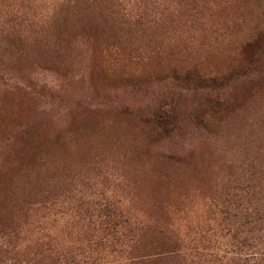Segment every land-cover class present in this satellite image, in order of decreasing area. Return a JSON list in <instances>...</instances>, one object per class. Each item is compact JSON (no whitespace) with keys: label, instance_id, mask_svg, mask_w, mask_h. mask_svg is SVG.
I'll list each match as a JSON object with an SVG mask.
<instances>
[{"label":"rangeland","instance_id":"374dc122","mask_svg":"<svg viewBox=\"0 0 264 264\" xmlns=\"http://www.w3.org/2000/svg\"><path fill=\"white\" fill-rule=\"evenodd\" d=\"M20 2L0 7L1 235L62 226L101 247L108 212L109 260L125 239L144 264L264 251L243 192L264 184V42L243 53L264 0H149L132 20L119 5L51 15L56 0L5 14Z\"/></svg>","mask_w":264,"mask_h":264},{"label":"trees","instance_id":"16d2710c","mask_svg":"<svg viewBox=\"0 0 264 264\" xmlns=\"http://www.w3.org/2000/svg\"><path fill=\"white\" fill-rule=\"evenodd\" d=\"M23 3L27 2V5L19 3L18 7L17 3L14 5H9V10L4 11L5 14L12 15H30V2L34 3L38 0H20ZM147 1L149 0H56V4L58 5L57 10H54V14L51 15H60L61 13L68 12L70 9H77L83 7H98L99 11H105L101 9L109 8H120L123 12L122 16H127L129 20L133 17H145L146 14L150 12V6H147ZM109 3V6L107 5ZM4 6V0H0V7ZM115 6V7H114ZM49 7H45L46 9ZM50 9V8H49ZM48 9V10H49ZM16 10V11H14ZM121 11H117L118 13ZM40 11L38 14H41ZM115 13L116 11H112ZM120 14V13H119ZM31 15H33L31 13ZM34 15H37L35 13ZM51 18V16L49 17ZM48 18V19H49ZM48 19H42L44 23L48 22ZM259 29L254 30L253 34H251L245 41L243 45V53L244 51L250 50L252 53L258 52L260 54V50L262 49V42H264V26L259 25ZM205 85V84H204ZM208 88V86H206ZM210 92L216 93L214 87ZM152 124V123H150ZM249 178L253 177V172L248 170ZM243 192L245 193L246 198H248L245 208L247 212H256L257 214H264V184H254L247 183L243 188ZM255 199V203L253 204L252 200ZM114 216H116L114 214ZM111 213L104 212L102 215L97 216V220L99 224L96 226L97 232H99V239H104L103 245L101 247H97L99 245L98 242H92V240H83L81 238L72 239L73 234L78 233L79 229H70L67 231L65 227L56 226L55 229L48 228L47 226H43V224H38L33 226L32 229H19L17 231L6 232L1 235L0 231V264H144L146 263V258L143 254H141V250H144V246L141 245H133L125 239L119 245L118 241L116 245L120 246V250L118 252L120 254H124L121 259H112L109 260L110 256L109 251L106 254V247L109 246L108 242H106V237L111 233L105 232L108 230L107 227H104L108 224H111L114 217ZM49 220L50 217H44V221ZM259 218H257L258 220ZM95 223V221H94ZM1 226V220H0ZM85 228V226H84ZM123 228V227H122ZM166 233L173 232L176 234V230L181 233V227H166ZM72 234V235H71ZM165 234V233H163ZM135 243H138L136 241ZM256 247V246H255ZM142 248V249H141ZM205 249L203 244H198L193 252H189L188 255H191V260L194 257H197V253H202L200 250ZM242 255L241 260H245L246 264L251 262V260L255 264H262L264 261V251H260L258 249L257 252ZM203 254V253H202ZM193 256V257H192ZM263 256V257H262ZM244 257V259H243ZM201 258V257H200ZM207 259V258H206ZM148 261V260H147ZM207 262V260H206ZM197 263V264H209L207 263ZM253 263V264H254ZM242 264V263H240Z\"/></svg>","mask_w":264,"mask_h":264}]
</instances>
